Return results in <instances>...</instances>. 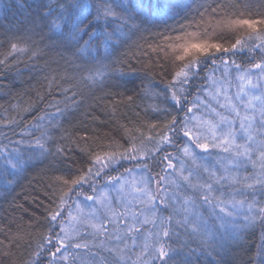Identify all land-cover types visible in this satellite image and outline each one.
<instances>
[{"label":"snow or ice","instance_id":"obj_1","mask_svg":"<svg viewBox=\"0 0 264 264\" xmlns=\"http://www.w3.org/2000/svg\"><path fill=\"white\" fill-rule=\"evenodd\" d=\"M45 7L43 19L51 46L70 51L73 60L66 63L83 69L81 81L96 83L104 73L89 67L90 61L107 58L130 36H142L148 26L167 25L191 4L179 0H58V10ZM198 7L206 9L207 5ZM212 12L217 14L216 8ZM199 15L200 21L172 29L174 34L162 35L159 43L148 48L162 53L166 62L179 65L165 89L178 111L188 103L186 85L209 61L213 72L206 79L211 80V91L203 89L205 95L195 98L183 120L173 116L166 130L157 133L153 149L146 150L141 141L140 147L133 143L123 151L90 153L86 169L72 175L69 168L67 176H55L50 185L48 232L22 264H41L45 253L47 264H223L222 253L229 241L257 225L264 228V61L242 68L235 60L225 58L241 51L259 50L264 54V17L245 18L243 11L222 13L224 18L217 21V26L235 34L234 43L225 46L206 29L201 31L205 12ZM26 51V47L11 44L10 55ZM6 60H0V65ZM77 60L82 64H76ZM230 68L236 71L234 78ZM253 69L258 72L253 73ZM217 70H221L219 78L215 76ZM62 79L75 77L65 69ZM63 91L67 110L69 102L76 104V93L68 97L72 89ZM201 106L204 113H193ZM55 107L56 113L63 115L64 110ZM54 120L55 115L45 112L21 130L22 137H32L27 141L28 150L38 149L41 155L49 151L50 129L59 127ZM6 123L18 122L12 119ZM150 127L155 129L156 125ZM33 130L40 135L34 136ZM179 134L187 139L178 148L182 157L166 153L162 174L151 175L148 160L161 152L163 145L173 144V136ZM5 138L15 145L10 149L0 144L5 168L13 174L23 171L28 160L19 145L25 141ZM197 149L208 155L198 154ZM210 149L218 153L213 156ZM63 152L58 145L56 153ZM122 160L137 161L144 174L138 179L108 175ZM132 171L125 169L129 174ZM102 176L106 177L103 190L98 187ZM84 185L91 194L83 192ZM257 257V264H264V243L258 246Z\"/></svg>","mask_w":264,"mask_h":264},{"label":"trees","instance_id":"obj_2","mask_svg":"<svg viewBox=\"0 0 264 264\" xmlns=\"http://www.w3.org/2000/svg\"><path fill=\"white\" fill-rule=\"evenodd\" d=\"M179 2L190 3L191 8L181 10L180 15L169 20L167 25L148 26L142 36H130L107 58L101 56L96 61H90L89 67L104 73L96 83H91L81 81L82 68L66 63V60H73L70 51L51 46L47 22L43 17L47 12L45 5L58 10V0H0V60L7 58L6 64L0 65V144H7L11 149L15 145L9 144L5 137L12 141L23 139L25 143L19 147L25 150L28 160L23 171L13 174L5 168L0 157V264H22L47 234V210L51 206L49 198L52 196L50 185L55 176H67L69 168L72 175L78 174L79 169H86L90 153L123 151L133 143L140 147L141 141L146 150L153 149L158 139L157 133L166 130L165 125L173 116L178 121L183 120L185 106L190 104L194 95L196 77L186 85L188 103L184 104L183 111H178L165 89L179 65L166 62L162 53L152 52L148 48L149 44L159 43L162 35L174 34L172 29H178L182 24L200 21V11L205 12L201 31L206 29L213 39L225 46L234 43L235 34L217 26V21L224 18L222 13L243 11L245 18L264 17V0ZM201 4L207 5V8H199ZM213 8H216L215 15ZM13 43L26 47L28 51L10 55ZM34 51L39 54L33 56ZM260 53L259 50L241 51L235 56L229 54V58L242 68H249L253 58L264 59V54ZM75 63L82 64V61ZM104 65H111V68ZM65 69L75 79H62ZM69 88L72 91L67 96L71 97L75 92L76 104L69 102V108L65 110L63 90ZM57 105L64 110L63 115L56 113ZM157 108L160 111H156ZM45 112L56 116L53 123H58L59 127L50 129L52 140L46 145L49 151L41 155L38 149L34 152L27 149V141L32 137H22L20 132ZM12 119L18 123L8 125L6 122ZM151 125H156V128H151ZM33 132L34 136L40 135L39 131ZM148 136L154 139L149 141ZM185 140L179 134L173 136V144L163 145V150L148 160L150 174H162V157L166 153L182 157L178 148L183 146ZM117 142L122 147L117 148ZM58 145L64 148L63 154L56 153ZM210 152L214 156L218 150L210 149ZM135 168H138L137 161L122 160L107 174L117 176L125 173V169ZM248 171H253L251 165ZM105 180L106 177L102 176L98 187L104 185ZM89 191L88 186L84 185L83 192L90 194ZM262 243L264 228L257 225L248 229L238 239L229 241L222 253L223 264H257V250ZM47 261L45 253L41 264H47Z\"/></svg>","mask_w":264,"mask_h":264},{"label":"rangeland","instance_id":"obj_3","mask_svg":"<svg viewBox=\"0 0 264 264\" xmlns=\"http://www.w3.org/2000/svg\"><path fill=\"white\" fill-rule=\"evenodd\" d=\"M225 58H229V54ZM262 61H264V59H262V58H253V60L251 61L250 65L252 66L253 64L259 63V62H262ZM219 64H220V62L217 61V65H219ZM201 68H202L200 70L201 72H199V74L196 76V80L194 79V84H193L194 85V88H193L194 89V95H193V97H192V99L190 101V104L185 106V111H187V108L191 106L192 102H194L195 98L198 95L203 98V96L205 95V92L203 91V89L207 88L209 91H211V80L206 79V77L209 76L213 72V65H212L211 61L207 65H203V67H201ZM222 68H223V66L221 65L220 69L222 70ZM249 68H251V67H249ZM221 70L215 71V76L217 78L220 77ZM252 71H253V73L258 72V70H256V69H253ZM229 73H230L231 77H233V78L236 75V71H235L234 68H230L229 69ZM199 86L201 88H199ZM231 92L234 93L235 92V88H232ZM193 113H195L196 115H201L202 113H204V109H203L202 106L200 108V111H197V109L194 108L193 109ZM189 115H191V114H189ZM186 142H187V139L185 140V143ZM196 151H197L198 154H203L201 152V150H199V149H197ZM132 170L133 171H132L131 174L125 172V173H122L121 175L124 178H127V179H132L133 176H135L138 179L142 174H144V173H142L140 168H135V169H132ZM155 175L156 174H153V176H155ZM153 187H155V185H153ZM99 188L101 190H103V185L101 187H99ZM89 192L91 194V191H89ZM112 194L114 195L115 193H112ZM73 199H76L75 195H73ZM80 199L83 200V197H80ZM70 203H71V201H70ZM89 203H91V202H89ZM57 231H58V229H57Z\"/></svg>","mask_w":264,"mask_h":264}]
</instances>
